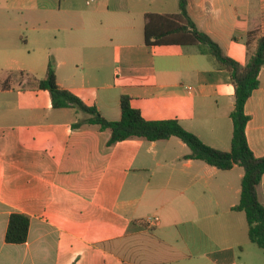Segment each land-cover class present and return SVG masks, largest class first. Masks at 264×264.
<instances>
[{
  "label": "crops",
  "instance_id": "0c3cea01",
  "mask_svg": "<svg viewBox=\"0 0 264 264\" xmlns=\"http://www.w3.org/2000/svg\"><path fill=\"white\" fill-rule=\"evenodd\" d=\"M188 10L242 65L248 34L253 50L264 36V0H188ZM178 12V0H0V264H264L246 214L234 210L242 167L186 159L177 137L108 147L109 131L75 128L84 114L54 109L48 91L15 80H43L53 58L60 88L106 120H121L128 96L145 120H177L229 152L230 73L196 47L145 44L147 14ZM259 83L245 105L246 137L264 158V68ZM258 197L264 205V176ZM14 213L30 218L21 245L6 242Z\"/></svg>",
  "mask_w": 264,
  "mask_h": 264
},
{
  "label": "trees",
  "instance_id": "16d2710c",
  "mask_svg": "<svg viewBox=\"0 0 264 264\" xmlns=\"http://www.w3.org/2000/svg\"><path fill=\"white\" fill-rule=\"evenodd\" d=\"M178 2L179 12L176 14L146 15L145 44L196 47L200 53L216 59L220 66L230 73L235 85V109L231 114L234 131L229 152L206 145L177 120H145L141 112L133 108L128 96L121 97V120L115 122L106 120L95 107L87 106L75 94L60 88L53 58L49 61L46 77L39 81L30 79L29 83L32 82L38 89L50 93L54 109L71 108L84 114L85 119L74 124L75 128L95 126L100 131H109L108 147L130 139L156 142L177 137L190 148V154L185 156L186 159L200 160L222 171L231 170L236 165L242 167L245 174L242 180L241 198L234 210L246 214L249 239L264 250V205L258 197V188L264 176V158L256 157L248 144L246 126L249 117L245 113L246 102L260 85L259 74L264 68V36L257 39L253 50L254 33L248 34L246 39L248 60L242 65L230 58L209 35L197 27L189 14L188 0H178ZM29 228L30 218L27 215L12 214L6 242L16 245L26 243Z\"/></svg>",
  "mask_w": 264,
  "mask_h": 264
},
{
  "label": "rangeland",
  "instance_id": "374dc122",
  "mask_svg": "<svg viewBox=\"0 0 264 264\" xmlns=\"http://www.w3.org/2000/svg\"><path fill=\"white\" fill-rule=\"evenodd\" d=\"M42 29H44V26H40L38 29H37V31H43ZM50 35H48V34H46L45 36L46 37H44V38H47L48 40H51L52 38H53V34L55 33V32H53V31H49L48 32ZM25 34L27 35V36H29L30 37V39H31V45H30V48H32L31 50H36V49H39V48H37L38 46H36V45H34V35H36V33L35 32H33V31H25ZM39 34V32H37V35ZM59 38H61V35L59 34ZM37 41H39L38 39H37ZM53 48V47H52ZM32 53H33V51H32ZM15 80L17 81V82H20V86L21 87H28V86H33V84H32V82L31 83H29V80L30 79H25V77H23V76H21V75H17V76H15ZM26 81V82H25ZM32 81V80H31ZM16 85H18L19 86V84H17L16 83ZM107 133V132H106Z\"/></svg>",
  "mask_w": 264,
  "mask_h": 264
},
{
  "label": "built area",
  "instance_id": "2783aa9c",
  "mask_svg": "<svg viewBox=\"0 0 264 264\" xmlns=\"http://www.w3.org/2000/svg\"><path fill=\"white\" fill-rule=\"evenodd\" d=\"M98 1L100 0H84L85 4L87 6H92L94 5L95 3H97ZM159 222V219L158 218H154V219H148L147 223L150 224V225H155Z\"/></svg>",
  "mask_w": 264,
  "mask_h": 264
}]
</instances>
